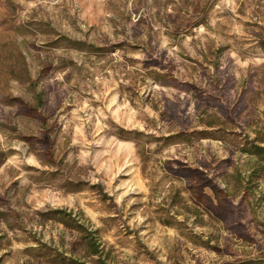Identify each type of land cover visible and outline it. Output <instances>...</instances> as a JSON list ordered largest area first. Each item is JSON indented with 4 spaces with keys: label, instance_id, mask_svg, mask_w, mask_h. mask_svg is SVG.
<instances>
[{
    "label": "rangeland",
    "instance_id": "obj_1",
    "mask_svg": "<svg viewBox=\"0 0 264 264\" xmlns=\"http://www.w3.org/2000/svg\"><path fill=\"white\" fill-rule=\"evenodd\" d=\"M0 264H264V0H0Z\"/></svg>",
    "mask_w": 264,
    "mask_h": 264
},
{
    "label": "trees",
    "instance_id": "obj_2",
    "mask_svg": "<svg viewBox=\"0 0 264 264\" xmlns=\"http://www.w3.org/2000/svg\"><path fill=\"white\" fill-rule=\"evenodd\" d=\"M175 138V136L171 137ZM176 138H179L178 135ZM44 142H48V137L45 136L43 139ZM178 176L185 177L189 182L191 183V186L189 187V192L191 194H195L194 189L196 191V199H194L197 203H199L209 214L220 218V215L218 214V211L221 209L222 206V200L218 193V191L210 185L207 177L201 172L198 168H191L187 165H180L177 169ZM205 188H211L212 189V196L208 195L205 192ZM57 216H59V220L62 222L63 225H66L64 216L66 213L62 211H57L55 213ZM70 217V215H67ZM77 226V224H76ZM77 230L79 227H76ZM100 244L98 243V240L93 237L92 240L86 241V249L90 253L91 256L100 258L101 251L99 250ZM100 260V259H99Z\"/></svg>",
    "mask_w": 264,
    "mask_h": 264
}]
</instances>
